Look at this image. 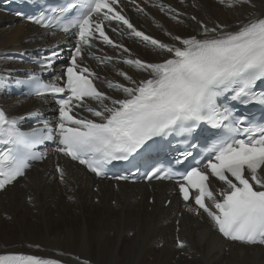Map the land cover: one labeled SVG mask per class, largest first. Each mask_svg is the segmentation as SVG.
<instances>
[{
  "label": "snow or ice",
  "instance_id": "6c2138e0",
  "mask_svg": "<svg viewBox=\"0 0 264 264\" xmlns=\"http://www.w3.org/2000/svg\"><path fill=\"white\" fill-rule=\"evenodd\" d=\"M220 2L227 3L228 7L251 4V0ZM117 4L118 0H63L60 7L46 9L41 5L37 15L27 17L38 25L55 26L74 35L76 44L70 49L62 76L44 82L41 75L32 73L25 80L15 81L17 85H27L37 97H59L55 100L58 118L54 125L40 119L38 111L9 117L0 109V190L24 177L33 161L45 159L47 153L35 149L46 141L58 144L57 153L79 161L97 176H104L105 167L113 161L146 156L156 144V138L181 135L195 139L200 126L206 125L215 131L202 150L208 157L202 167H191L186 172H177L172 167L153 168L146 178L176 179L185 202L190 201V190H194L196 207L188 204L189 212L199 215L203 210L227 239L264 245V120L237 115L238 109L231 106L239 103L264 107V91L255 90L258 82H264V14L250 16L238 23L235 30L218 24L209 28L197 21L202 29L199 37L175 36L177 46L137 30L117 10ZM168 7L162 5L161 11ZM169 10L175 12V9ZM172 18L177 19L175 15ZM106 22L126 26L130 35L167 54L159 63L124 58V64L147 73V78L137 81L127 72L118 71L131 86L112 81L106 86L122 92L123 98H114L99 90L94 83L100 79L98 74L82 66L85 49L93 47L97 39L130 56L128 48L116 44L105 33ZM89 55L101 64L114 59ZM61 58L60 53L52 50L44 58L42 71L50 70ZM6 87L8 78L0 75V88ZM221 97L223 104L218 102ZM90 102L99 107L90 106ZM78 108L86 110L94 119L77 118L74 110ZM29 118H36L42 127L22 130L21 124ZM190 146L200 147L199 144ZM192 155L190 151L181 153L175 164L183 165ZM196 163L200 165L202 161ZM56 171L63 181L64 170L57 165ZM210 177L223 187L210 188ZM177 244L184 247L182 241L178 240ZM0 264L61 262L34 255L8 254L0 255Z\"/></svg>",
  "mask_w": 264,
  "mask_h": 264
},
{
  "label": "bare ground",
  "instance_id": "6f19581e",
  "mask_svg": "<svg viewBox=\"0 0 264 264\" xmlns=\"http://www.w3.org/2000/svg\"><path fill=\"white\" fill-rule=\"evenodd\" d=\"M138 1L147 14L134 5H124L132 22L163 43L177 46L179 42L173 39L175 36L199 37L202 29L197 21L208 27L218 24L235 30L238 23L245 22L250 16L264 14V0H251V4L233 7L219 6L220 0ZM148 3H153L155 8H148ZM162 5L169 7L161 11ZM174 15L177 19L172 18ZM190 15L197 17L196 22L189 18ZM121 33H130V30L123 28ZM72 36L40 29L0 13V55L12 50L60 47ZM112 37L127 43L135 54L129 56L122 49L93 42V47L85 49L83 65L98 74L100 79L95 83L101 91L114 98H123L124 94L108 88L107 82L131 86L118 71L127 72L137 81L146 79L147 73L122 60L138 57L149 63H159L167 58V54L141 38H123L116 33H112ZM89 53L114 59L111 63L101 64ZM60 66H55L56 73ZM18 67L21 65L17 62L0 58L1 74ZM0 102L9 117L38 108L50 114L47 96L20 99L0 96ZM90 106L99 107L95 102H90ZM86 116L92 117L88 112ZM47 152L49 156L45 161L0 192V255H34L66 264H85L81 259H89L87 264H264L262 247L226 241L206 213L200 211L196 216L182 209L170 182L117 183L115 188L110 180L95 178L56 151ZM57 165L64 170L63 181L56 171ZM210 181L214 190L223 187L216 179ZM149 196L153 198L152 203ZM94 197L98 198L97 202L93 201ZM168 197L171 201L164 206ZM112 200L116 201L115 205ZM85 208L88 217L83 215ZM179 211L181 216L177 217ZM176 238L184 241L183 248L175 246ZM181 251H184L183 255H180Z\"/></svg>",
  "mask_w": 264,
  "mask_h": 264
},
{
  "label": "rangeland",
  "instance_id": "374dc122",
  "mask_svg": "<svg viewBox=\"0 0 264 264\" xmlns=\"http://www.w3.org/2000/svg\"><path fill=\"white\" fill-rule=\"evenodd\" d=\"M221 5H222V6H221ZM226 5H227V3H221V2L219 3V6H221V7L226 6ZM150 7H151V8H154L153 6H150ZM143 11L146 13L145 10H143ZM237 23H238V22H235V24H237ZM233 25H234V24H233ZM96 187H97V186H95V187L93 186V190H94V191H96ZM148 188H150V186H148ZM27 199H28V198H27ZM97 199H98L97 197H94V198H93V201H94V202H97ZM115 202H116L115 200H114V201L112 200V204H113V205H115ZM149 202H150V201H149ZM77 207H78V205H77ZM149 209H150V208H149ZM95 213H97V212H95ZM95 213H94V214H95ZM83 215H84L85 217H88V211H87L86 208H85L84 211H83ZM91 220H92V221L94 220L93 217L91 218ZM188 257L191 258L190 255H189Z\"/></svg>",
  "mask_w": 264,
  "mask_h": 264
}]
</instances>
